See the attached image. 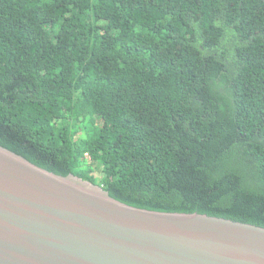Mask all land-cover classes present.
Returning a JSON list of instances; mask_svg holds the SVG:
<instances>
[{"label":"trees","instance_id":"trees-1","mask_svg":"<svg viewBox=\"0 0 264 264\" xmlns=\"http://www.w3.org/2000/svg\"><path fill=\"white\" fill-rule=\"evenodd\" d=\"M0 145L264 227V0H0Z\"/></svg>","mask_w":264,"mask_h":264},{"label":"water","instance_id":"water-1","mask_svg":"<svg viewBox=\"0 0 264 264\" xmlns=\"http://www.w3.org/2000/svg\"><path fill=\"white\" fill-rule=\"evenodd\" d=\"M0 264H264V227L132 206L0 145Z\"/></svg>","mask_w":264,"mask_h":264}]
</instances>
